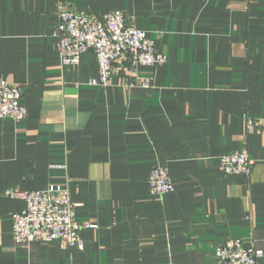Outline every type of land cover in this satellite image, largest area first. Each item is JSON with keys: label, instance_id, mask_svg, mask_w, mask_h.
Here are the masks:
<instances>
[{"label": "crops", "instance_id": "crops-1", "mask_svg": "<svg viewBox=\"0 0 264 264\" xmlns=\"http://www.w3.org/2000/svg\"><path fill=\"white\" fill-rule=\"evenodd\" d=\"M59 3L102 16L121 11L145 31L165 66L142 67L152 89L92 85L96 58L61 66ZM119 72V74H118ZM23 89L28 118L0 120V264H217L231 239L263 252L264 0H0V80ZM247 152L249 176L219 158ZM167 166L175 191L150 192ZM67 189L83 249L16 244L8 190Z\"/></svg>", "mask_w": 264, "mask_h": 264}, {"label": "built area", "instance_id": "built-area-1", "mask_svg": "<svg viewBox=\"0 0 264 264\" xmlns=\"http://www.w3.org/2000/svg\"><path fill=\"white\" fill-rule=\"evenodd\" d=\"M56 19V32L53 36L57 41L61 66H79L85 54L93 53L98 68V77L92 82L94 86L106 89L115 86V65L122 64L120 70L129 66L131 74L123 71L125 77L119 85L121 88L152 89V79L140 77L139 69H157L168 62V58L158 51L155 42L145 31L126 23L121 11L95 16L76 12L68 3H59ZM27 118L28 108L24 104L23 89L1 79L0 120L23 122ZM261 124L258 120L247 118V133L264 128ZM219 162L223 172L229 175L249 176L254 165L247 152L221 156ZM149 188L154 196L175 191L167 166H157L152 170ZM5 195L25 203L23 211L12 215V235L16 244L59 241L70 248L81 250L84 242L79 232L95 228L91 223L77 220L79 204L73 203L69 191L61 186L51 185L41 191L8 190ZM262 257L261 250L245 246L240 239L228 240L216 249L217 264H257Z\"/></svg>", "mask_w": 264, "mask_h": 264}]
</instances>
